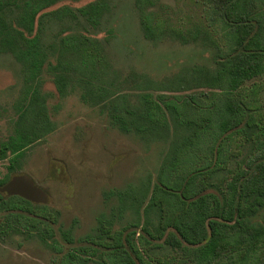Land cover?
Here are the masks:
<instances>
[{"label":"rangeland","instance_id":"1","mask_svg":"<svg viewBox=\"0 0 264 264\" xmlns=\"http://www.w3.org/2000/svg\"><path fill=\"white\" fill-rule=\"evenodd\" d=\"M211 1L105 0L109 10L104 13L99 27L84 20L77 23L79 19L72 17H64L66 23L62 26L50 15L63 11L78 15L79 9L103 3V0H56L38 11V5H43L41 0H29L28 10L22 3L20 14L26 13L27 18L35 14L32 37L40 36L43 40L44 72L37 82H41L54 127L20 153H2V145L15 136L14 132L29 126L21 125L19 118L22 108L18 101L26 93L23 65L12 54H1L0 225L8 216L6 204L17 202L11 200L16 198L50 210L57 218L54 223L39 219L34 224L22 220L9 235L1 233L0 264H72L66 260L68 254L82 251L85 237L103 235L99 226L101 218L105 217L109 224L112 221L113 230H121L134 225L140 216L144 225L137 228L136 244L148 264L166 261L192 264L184 251L168 254L169 250L159 247L163 241H151L148 245L144 240L147 237L143 229L154 226L146 216L151 201L147 188L154 186L164 169L168 144L121 132L111 125L102 107L82 100L83 91L79 89L60 95L52 69L57 63L61 64L60 41L64 30L68 29L88 36L106 54L107 64L101 62L93 73L84 74L83 80L91 82L94 89L88 92L89 97L103 91L107 95L126 96L135 102L136 94L145 91L154 97L159 93L184 99L201 95V101L197 102L207 105L212 92L200 87L203 77L206 73H215L224 57L235 48L234 38L224 36L219 21L211 27ZM142 22L158 27V36L164 32L162 39H146ZM83 28L88 34L83 33ZM181 37L189 41L183 43ZM69 59L78 63L74 57ZM256 84L262 86L263 91L251 100H258L257 106L264 114V75L248 82L247 87ZM158 86L162 91L156 89ZM226 150L234 155V165L225 175L226 180L230 179L236 163L251 162L259 153L251 144L243 148L229 144ZM15 176L29 177L47 196V202L37 203L20 195L2 193L1 189ZM247 221L253 226L264 224V208ZM37 230L42 231L39 234H44L46 241L40 238ZM50 231L53 237L45 235ZM102 253L98 252L88 264H112L105 250Z\"/></svg>","mask_w":264,"mask_h":264},{"label":"trees","instance_id":"2","mask_svg":"<svg viewBox=\"0 0 264 264\" xmlns=\"http://www.w3.org/2000/svg\"><path fill=\"white\" fill-rule=\"evenodd\" d=\"M104 1L105 5L98 3L79 9L78 15L63 11L51 14L50 18L55 17L62 26L66 23L64 17H72L79 19L77 23L84 20L99 27L109 10ZM41 2L43 5H38L36 11L56 0ZM22 3L28 10L29 0H0V55L10 53L23 65L26 93L18 101L22 108L19 118L21 125L29 126L21 131L17 126L15 136L2 145L4 155L20 153L54 127L41 82H37L44 72L43 40L40 36L32 37L35 14L29 18L26 13L20 14ZM211 4V27L219 21L224 36L234 38L235 48L215 73L203 77L200 87L212 92L207 105L197 102L201 95L184 99L159 93L154 97L145 91L136 94L135 102L102 90L98 96L89 97L88 92L94 89L91 82L83 80L84 74L93 73L101 62L107 64L106 54L88 36L68 29L60 41L61 64L52 69V76L60 95L83 91L82 100L102 107L111 125L121 132L168 144L164 169L154 186L147 188L151 201L146 216L154 224L143 229L148 245L151 241H163L160 248L169 250L168 254L184 251L192 264H264V224L253 226L247 221L264 208V114L257 106L258 100H251L260 96L263 87H247L248 82L264 75V0H212ZM142 27L150 41H158L164 35L161 32L158 36V27L148 22H142ZM83 33L88 34L84 28ZM179 39L183 43L189 41L185 37ZM156 89L162 91L159 86ZM228 143L235 148L251 144L259 153L251 162L236 163L226 180L225 175L234 165V155L226 150ZM11 200L17 202L6 204L8 216L0 225V234L9 235L22 220L34 224L39 219L56 221L57 215L50 210L21 199ZM143 225L140 216L134 225L113 230L114 223L109 224L103 217L99 220L103 235L85 237L82 251L66 255V260L88 264L105 250L112 264H148L136 244L137 228ZM45 235L54 234L50 231ZM44 237L40 236L46 241Z\"/></svg>","mask_w":264,"mask_h":264},{"label":"water","instance_id":"3","mask_svg":"<svg viewBox=\"0 0 264 264\" xmlns=\"http://www.w3.org/2000/svg\"><path fill=\"white\" fill-rule=\"evenodd\" d=\"M1 192L7 195H20L27 200L46 203L47 196L38 189L33 181L27 176H15L13 179L1 189Z\"/></svg>","mask_w":264,"mask_h":264}]
</instances>
